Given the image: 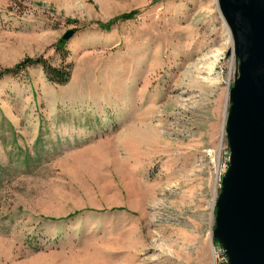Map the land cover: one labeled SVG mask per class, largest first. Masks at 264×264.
Here are the masks:
<instances>
[{
    "label": "rangeland",
    "instance_id": "1",
    "mask_svg": "<svg viewBox=\"0 0 264 264\" xmlns=\"http://www.w3.org/2000/svg\"><path fill=\"white\" fill-rule=\"evenodd\" d=\"M222 20L214 0H0V264H219ZM27 59L67 83L8 72Z\"/></svg>",
    "mask_w": 264,
    "mask_h": 264
},
{
    "label": "water",
    "instance_id": "2",
    "mask_svg": "<svg viewBox=\"0 0 264 264\" xmlns=\"http://www.w3.org/2000/svg\"><path fill=\"white\" fill-rule=\"evenodd\" d=\"M235 60L224 132L228 161L212 240L226 264H264V0H216ZM68 30L63 40L70 39Z\"/></svg>",
    "mask_w": 264,
    "mask_h": 264
},
{
    "label": "trees",
    "instance_id": "3",
    "mask_svg": "<svg viewBox=\"0 0 264 264\" xmlns=\"http://www.w3.org/2000/svg\"><path fill=\"white\" fill-rule=\"evenodd\" d=\"M133 16H134V12H131L129 14L122 15L120 18L115 19V21L116 20H121V21L128 20V19L132 18ZM103 27L109 28V25L108 24L103 25ZM61 43H64V41L60 40V44ZM37 64L41 65L47 80H49L53 83L59 84V85H64L67 83L69 76H70V70H71L70 65L61 64L60 67L56 68V67H52L50 65H47L44 61L27 59V60L19 63L18 65H16L13 70H10L8 72L16 73V72H19L20 70L26 68L27 66L37 65Z\"/></svg>",
    "mask_w": 264,
    "mask_h": 264
},
{
    "label": "bare ground",
    "instance_id": "4",
    "mask_svg": "<svg viewBox=\"0 0 264 264\" xmlns=\"http://www.w3.org/2000/svg\"><path fill=\"white\" fill-rule=\"evenodd\" d=\"M215 1L216 0H214V2ZM223 23H224V21H223ZM223 26H224V45H225V48L228 49V51H231L232 50V40H231V36H230V33H229V31H228L225 23L223 24ZM214 61L216 62L217 59H214ZM211 68L212 67H210V71H211ZM195 69H197L196 65H195Z\"/></svg>",
    "mask_w": 264,
    "mask_h": 264
},
{
    "label": "built area",
    "instance_id": "5",
    "mask_svg": "<svg viewBox=\"0 0 264 264\" xmlns=\"http://www.w3.org/2000/svg\"><path fill=\"white\" fill-rule=\"evenodd\" d=\"M228 153V151H227ZM227 161H228V157L226 158ZM227 167V165L225 166V168ZM216 257L219 258V264H226V260H225V257L221 254V250L219 248L218 252L216 253Z\"/></svg>",
    "mask_w": 264,
    "mask_h": 264
}]
</instances>
